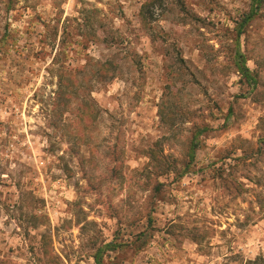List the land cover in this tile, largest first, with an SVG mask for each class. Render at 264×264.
Returning <instances> with one entry per match:
<instances>
[{"label": "rangeland", "instance_id": "1", "mask_svg": "<svg viewBox=\"0 0 264 264\" xmlns=\"http://www.w3.org/2000/svg\"><path fill=\"white\" fill-rule=\"evenodd\" d=\"M7 2L0 264H264V2ZM54 58L109 71L94 120L50 114Z\"/></svg>", "mask_w": 264, "mask_h": 264}, {"label": "trees", "instance_id": "2", "mask_svg": "<svg viewBox=\"0 0 264 264\" xmlns=\"http://www.w3.org/2000/svg\"><path fill=\"white\" fill-rule=\"evenodd\" d=\"M16 0H8L7 9L8 12L13 8V3ZM156 1V0H155ZM264 0H252L251 11L247 16V20L253 18L258 12L260 7L262 6ZM154 3L152 1H148L145 5H143L141 12L145 13L149 10L150 7H153ZM149 12V11H148ZM8 24H6L4 34L0 38V57H2V53L6 51L7 38H8ZM53 65H56L53 73V77L56 79L55 88L51 91L48 98V106L49 111L52 116H61L63 117L66 113H71L72 110L75 109L78 111L82 110L81 117L83 119L87 118L89 120L95 119L94 116V104L91 99L86 97L88 93H92L94 90V85H92V81L90 84L81 85L77 81L78 74L82 73L84 75H88L89 72H93V76L98 75L99 78L106 76L108 72H105V68H96V69H88V67H81L78 69H70L63 64H57V59L54 58L52 61ZM103 65H101L102 67ZM238 71L243 76L246 77L248 83L254 89L256 87V77L253 72L247 67L246 62L239 63ZM88 92V93H87ZM231 114V109H230ZM82 119V120H83ZM62 120V119H61ZM208 127L201 129L192 139L191 148H190V158L193 160L195 158V154L198 148V136L201 133H204ZM108 248H113V245H108ZM96 262L98 264L101 263V257L96 256Z\"/></svg>", "mask_w": 264, "mask_h": 264}]
</instances>
